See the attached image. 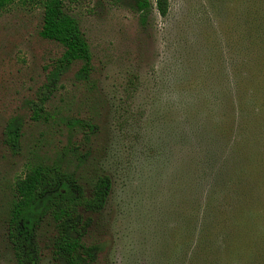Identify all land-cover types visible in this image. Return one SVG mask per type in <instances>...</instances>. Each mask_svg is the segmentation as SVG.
Segmentation results:
<instances>
[{
	"label": "rangeland",
	"instance_id": "1",
	"mask_svg": "<svg viewBox=\"0 0 264 264\" xmlns=\"http://www.w3.org/2000/svg\"><path fill=\"white\" fill-rule=\"evenodd\" d=\"M130 1L65 0L93 71L83 82L80 63L64 74L43 121L32 120L28 101L63 48L40 36V9L17 0L0 11V264H14L5 225L16 179L61 155L87 189L98 175L112 179L85 237L96 264H236L225 262L215 229L218 215L230 217L220 188L231 162L246 173L264 162V0H170L167 16L154 9L144 24ZM14 117L24 123L16 152L3 142ZM71 118L90 119L96 132L85 140ZM210 149L221 164L193 183L197 156ZM42 264H55L48 251Z\"/></svg>",
	"mask_w": 264,
	"mask_h": 264
},
{
	"label": "trees",
	"instance_id": "2",
	"mask_svg": "<svg viewBox=\"0 0 264 264\" xmlns=\"http://www.w3.org/2000/svg\"><path fill=\"white\" fill-rule=\"evenodd\" d=\"M20 1L25 6L42 11L40 36L59 43L63 48L61 56L46 67V81L36 93L35 99L28 101L32 120H49L52 115L48 103L59 89L64 74L80 63L76 78L81 82L90 80L93 55L79 21L66 11L65 0ZM130 2L142 24L146 23L154 9L163 17L168 15L170 9V0H155L154 3L151 0ZM15 4L17 0H0V11ZM67 125L71 131L79 127L83 129L85 140L97 129L90 119L84 118L68 119ZM23 127L21 118L14 117L3 130V142L13 152L20 147ZM78 147L80 146H72L75 153ZM76 157L80 162L86 161L84 155ZM259 163L261 167L252 165L248 168L252 172L246 173L243 164L231 162L229 170L233 176H227L220 188L227 192L224 197L232 206L227 209L229 219L224 216L220 220L218 215L216 221L218 228L215 232L226 238L223 244L225 262L264 264V228L261 230V221H264V191L258 190L255 194L256 191L249 188V182L243 184L251 175L257 186L264 183V162ZM217 164L221 163L212 149L199 154L193 165V183L202 185L204 172L216 173ZM86 187L62 155L52 162L32 165L23 176L16 179L5 225L14 264H42L47 251L55 264H96L97 248L89 245L85 237L94 218L106 208L112 190V179L108 174H101L90 189ZM212 193H217L216 189L210 190L208 194L209 204H212L214 198ZM208 234L214 235L212 229H205V235Z\"/></svg>",
	"mask_w": 264,
	"mask_h": 264
}]
</instances>
